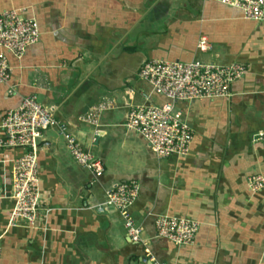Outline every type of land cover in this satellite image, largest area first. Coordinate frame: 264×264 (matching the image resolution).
Masks as SVG:
<instances>
[{"label": "crops", "instance_id": "crops-1", "mask_svg": "<svg viewBox=\"0 0 264 264\" xmlns=\"http://www.w3.org/2000/svg\"><path fill=\"white\" fill-rule=\"evenodd\" d=\"M6 9L35 18L40 35L20 57L6 53L0 140L6 111L35 94L104 170L77 163L48 127L36 149V223L8 227L25 148L0 145V264H152L149 254L167 264H264V190L247 186L249 175H264V22L210 0H0ZM152 58L246 66L229 97L175 102L193 135L186 155L158 158L125 126L132 108L167 101L139 74ZM131 181L138 242L118 210L96 209L106 190ZM159 214L197 221L194 242L157 236Z\"/></svg>", "mask_w": 264, "mask_h": 264}, {"label": "built area", "instance_id": "built-area-1", "mask_svg": "<svg viewBox=\"0 0 264 264\" xmlns=\"http://www.w3.org/2000/svg\"><path fill=\"white\" fill-rule=\"evenodd\" d=\"M210 1L237 7L246 18L264 22V0ZM39 35L35 18H22L14 9L0 12V83L7 82L10 76L6 53L20 57L28 45L38 40ZM208 46V42L202 37L199 47L203 50ZM245 70L246 66L238 62L223 65L199 60L184 62L147 59L140 67L139 74L148 81L153 93L162 95L167 101L149 102L132 108L128 112L125 126L138 132L158 158L186 155L193 135L175 102L229 97L231 83L242 76ZM92 115L90 112L86 117L90 119ZM52 126L57 127L63 134L71 156L77 163L95 174H101L104 170L101 161L67 133L66 125L56 119L53 113L38 101L35 94L23 96L20 104L7 110L2 118L5 135L0 140V145L25 148L12 170L9 197H12L14 204L8 218V227L20 224L33 227L36 223L40 202L36 149L43 132ZM247 186L252 191L264 190V175H249ZM138 191L139 185L135 181L118 183L106 190L103 202L96 205L99 212H103L107 207L118 210L126 234L134 242L141 240L143 230L130 213V206ZM2 197L0 181V198ZM154 224L157 236L176 245L192 244L199 226V223L192 219L168 214L156 215ZM148 258L152 264H167L150 254Z\"/></svg>", "mask_w": 264, "mask_h": 264}]
</instances>
